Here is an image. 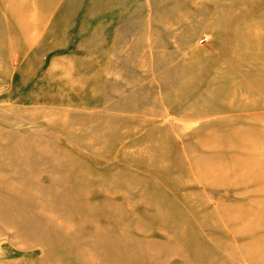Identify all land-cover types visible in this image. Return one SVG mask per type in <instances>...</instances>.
<instances>
[{
    "label": "rangeland",
    "instance_id": "374dc122",
    "mask_svg": "<svg viewBox=\"0 0 264 264\" xmlns=\"http://www.w3.org/2000/svg\"><path fill=\"white\" fill-rule=\"evenodd\" d=\"M0 264H264V0H0Z\"/></svg>",
    "mask_w": 264,
    "mask_h": 264
}]
</instances>
